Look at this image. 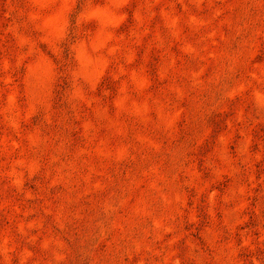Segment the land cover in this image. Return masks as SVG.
<instances>
[{
  "label": "rangeland",
  "instance_id": "obj_1",
  "mask_svg": "<svg viewBox=\"0 0 264 264\" xmlns=\"http://www.w3.org/2000/svg\"><path fill=\"white\" fill-rule=\"evenodd\" d=\"M0 264H264V0H0Z\"/></svg>",
  "mask_w": 264,
  "mask_h": 264
}]
</instances>
